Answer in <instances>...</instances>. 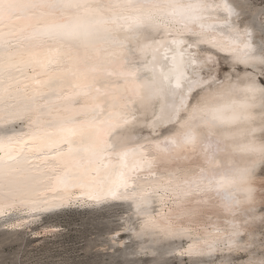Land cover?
I'll return each instance as SVG.
<instances>
[{"label":"snow or ice","instance_id":"obj_1","mask_svg":"<svg viewBox=\"0 0 264 264\" xmlns=\"http://www.w3.org/2000/svg\"><path fill=\"white\" fill-rule=\"evenodd\" d=\"M171 2L186 6L183 20L166 16L160 0H0V230L42 240L41 252L24 264H264V167L253 174L264 146L251 139L264 128L235 134L249 138L240 148L257 158L229 182L203 176L191 182L179 170L152 178L153 154L178 146L166 135L172 128L189 142L206 122L240 123L241 110L264 86V0ZM143 26L152 35L132 47L151 48L152 55L135 72L125 64L118 77L129 106L120 96L102 95L80 62L90 49L117 61L135 40L125 30ZM176 46L190 58L192 75L177 79L176 90H160L153 115L131 111L142 98L143 78L156 76L157 53ZM234 70L250 82L226 87ZM213 85L228 98L180 119L189 95ZM126 140L134 143L114 147ZM201 143L205 153H216L211 137ZM209 194L242 195V214L227 222L206 216ZM149 199L153 206L145 211ZM69 216L118 227L109 239L77 226L84 243L65 246Z\"/></svg>","mask_w":264,"mask_h":264},{"label":"clouds","instance_id":"obj_2","mask_svg":"<svg viewBox=\"0 0 264 264\" xmlns=\"http://www.w3.org/2000/svg\"><path fill=\"white\" fill-rule=\"evenodd\" d=\"M102 2L107 3L108 0H102ZM160 7L165 10L166 16L177 17L179 20H183L188 14L186 6L181 7L171 2V0H168V2L160 0ZM136 14L135 12L128 13V15ZM125 35L135 37L134 41L137 42L143 41L145 37L152 35V31L148 26L136 27L130 31L126 29ZM151 51V48L144 50L145 58ZM191 75L190 58L184 57L177 59L173 55L171 63L166 69L156 70L155 77L149 74L143 78L141 82L142 98L136 101L135 107L130 108V110L143 116L153 115L158 112L161 103L158 98L160 90L166 93L176 90L175 83L177 79L186 81ZM219 79L223 81V75ZM254 80L255 77H252L251 81ZM249 82L250 80L248 78H238L234 70L231 80L225 81L224 84L230 88L232 83L244 86ZM179 91L182 95H189L186 87H182ZM118 96L121 97L122 103L131 106L132 101L128 100V94L125 89L121 90ZM227 98L226 96L218 94L217 85H213L211 88L197 90L195 93L189 95L187 111H181L179 118H187L188 113L200 104L222 103ZM237 98L242 97L238 96ZM240 115L241 122L231 127L218 126L210 121L206 122L204 125L193 129L195 140L189 142L183 140V132L179 127L172 128L166 135L174 136L179 142L178 146L169 154L160 152L153 154L155 174L152 178H160L159 174L161 172L179 170L182 174H186L187 179L191 182L199 181L202 176L210 180L229 182L235 170L246 167L250 161L257 158L253 154L245 152L240 148V145L249 142V138L244 137L241 139L235 134L248 126L264 128V86L258 87L256 94L249 102V106L241 110ZM141 134L147 135V128ZM201 137H211L217 149L215 154L205 153L203 150L204 145L201 143ZM251 139L256 145L264 146V133L258 132ZM127 143H134V141L126 140L122 143L115 144L114 147H124ZM213 155L215 159H213ZM261 167H264V159H261L255 169H253V174L258 173ZM206 199L205 215L208 217L227 222L233 217H238L242 214L239 207V202L244 199L242 195L237 194L221 200L217 199L215 194H209ZM152 206L153 200L149 199L145 202L144 210L150 211Z\"/></svg>","mask_w":264,"mask_h":264},{"label":"bare ground","instance_id":"obj_3","mask_svg":"<svg viewBox=\"0 0 264 264\" xmlns=\"http://www.w3.org/2000/svg\"><path fill=\"white\" fill-rule=\"evenodd\" d=\"M102 2V0H101ZM135 41H132L129 48L125 50V55L121 56L117 61L113 62L110 59L103 57L102 53L95 49H90L83 54L80 62V70L83 74L87 76L90 83L98 84L101 89L102 95L111 99L114 96H118L124 87L121 85L119 80V74L121 69L125 64H130L129 71H137V64L141 61L147 60L152 53H150L146 58L144 56V51L137 50L132 47ZM175 55L177 59L184 58L183 49L180 46H176L174 50L164 51L160 50L157 53L158 62L156 64V70L166 69L171 63L172 56ZM167 57V59H164ZM133 61H135L133 63ZM147 69L145 64L141 71ZM227 66H224V70L227 71ZM142 82V81H141ZM78 101H71L70 103H77ZM122 130H117V135H120Z\"/></svg>","mask_w":264,"mask_h":264},{"label":"rangeland","instance_id":"obj_4","mask_svg":"<svg viewBox=\"0 0 264 264\" xmlns=\"http://www.w3.org/2000/svg\"><path fill=\"white\" fill-rule=\"evenodd\" d=\"M224 70V67L222 68ZM64 222L73 230L70 231L65 237V246L75 247L76 244L84 243V232H76L75 228L80 226L82 230H86L92 236L97 233H102L111 238V229L118 227L115 223H100L88 217L69 216L64 218ZM42 240L29 237L26 232L21 231L18 233H5L0 230V264H24L25 257L32 259L33 254L41 252ZM119 247V244L115 245Z\"/></svg>","mask_w":264,"mask_h":264}]
</instances>
